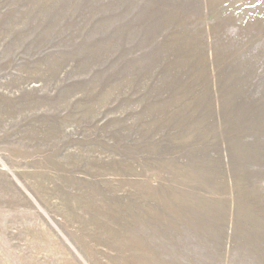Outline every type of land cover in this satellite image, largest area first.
<instances>
[{
	"label": "rangeland",
	"instance_id": "1",
	"mask_svg": "<svg viewBox=\"0 0 264 264\" xmlns=\"http://www.w3.org/2000/svg\"><path fill=\"white\" fill-rule=\"evenodd\" d=\"M0 264H264V0H0Z\"/></svg>",
	"mask_w": 264,
	"mask_h": 264
}]
</instances>
